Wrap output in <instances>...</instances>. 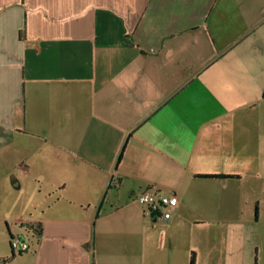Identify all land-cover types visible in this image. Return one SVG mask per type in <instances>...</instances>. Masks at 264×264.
I'll list each match as a JSON object with an SVG mask.
<instances>
[{"label":"crops","instance_id":"0c3cea01","mask_svg":"<svg viewBox=\"0 0 264 264\" xmlns=\"http://www.w3.org/2000/svg\"><path fill=\"white\" fill-rule=\"evenodd\" d=\"M150 186L177 206L146 214ZM11 256L264 264V0H0Z\"/></svg>","mask_w":264,"mask_h":264},{"label":"built area","instance_id":"2783aa9c","mask_svg":"<svg viewBox=\"0 0 264 264\" xmlns=\"http://www.w3.org/2000/svg\"><path fill=\"white\" fill-rule=\"evenodd\" d=\"M113 185H115L114 182ZM135 201L143 207L146 214H160L162 210L174 209L178 204V198L175 193L164 194L154 186H150L140 192L135 197ZM164 218L166 219L167 217ZM11 247L16 252H23L27 249V244L14 237L11 240Z\"/></svg>","mask_w":264,"mask_h":264},{"label":"trees","instance_id":"16d2710c","mask_svg":"<svg viewBox=\"0 0 264 264\" xmlns=\"http://www.w3.org/2000/svg\"><path fill=\"white\" fill-rule=\"evenodd\" d=\"M120 158H121V154L118 156L117 161H119ZM200 177H204V178H217V176H209V175H202V176H200ZM9 236H10V237H9V246H10V249H11V252H12V255H13L15 251H14V250L12 249V247H11V240H12L14 237H17V236H12V235H9ZM17 238H18V237H17ZM27 249H28V246H27ZM27 249H26L25 251H27ZM25 251H23V252H25ZM17 252H18V251H17ZM20 253H22V252H18V254H20ZM11 258H12V256L9 257V258H6V259H2V260L0 261V264H5V263L9 262ZM189 264H194V263H193V258L190 259Z\"/></svg>","mask_w":264,"mask_h":264},{"label":"rangeland","instance_id":"374dc122","mask_svg":"<svg viewBox=\"0 0 264 264\" xmlns=\"http://www.w3.org/2000/svg\"><path fill=\"white\" fill-rule=\"evenodd\" d=\"M253 264H256V262H255V261H253Z\"/></svg>","mask_w":264,"mask_h":264}]
</instances>
